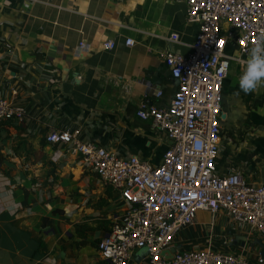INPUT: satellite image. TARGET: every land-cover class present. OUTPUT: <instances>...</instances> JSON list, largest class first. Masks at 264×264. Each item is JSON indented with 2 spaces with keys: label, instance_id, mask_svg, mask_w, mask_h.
<instances>
[{
  "label": "crops",
  "instance_id": "obj_1",
  "mask_svg": "<svg viewBox=\"0 0 264 264\" xmlns=\"http://www.w3.org/2000/svg\"><path fill=\"white\" fill-rule=\"evenodd\" d=\"M196 35L185 4L172 0H0V97L26 112L22 123L0 124V264H102L98 244L125 206L81 156L46 137L80 131L117 157L158 166L169 141L137 112L145 100L170 105L178 81L164 56L188 57ZM235 66L224 85L218 164L264 185V86L236 94L244 67ZM175 246L264 261V238L223 212H198ZM145 258L137 251L130 264Z\"/></svg>",
  "mask_w": 264,
  "mask_h": 264
},
{
  "label": "built area",
  "instance_id": "obj_2",
  "mask_svg": "<svg viewBox=\"0 0 264 264\" xmlns=\"http://www.w3.org/2000/svg\"><path fill=\"white\" fill-rule=\"evenodd\" d=\"M172 1L185 4L187 21L197 26V35L188 57L172 52L164 56L178 81L170 105L145 100L137 112L168 139L162 162L152 166L136 157H117L82 139L80 131L51 130L46 141L81 156L120 195L125 211L97 247L102 264H130L141 250L146 252L144 264H264L261 258L253 262L211 248L183 252L175 246L200 211L223 212L231 223L264 238V185L247 183L237 171L224 173L218 164L224 85L232 66L244 67L248 49L264 40V0ZM171 38L177 42L176 35ZM133 44L126 42L128 47ZM103 46L107 51L115 47L112 41ZM25 117L22 107L0 97V124L22 123Z\"/></svg>",
  "mask_w": 264,
  "mask_h": 264
},
{
  "label": "clouds",
  "instance_id": "obj_3",
  "mask_svg": "<svg viewBox=\"0 0 264 264\" xmlns=\"http://www.w3.org/2000/svg\"><path fill=\"white\" fill-rule=\"evenodd\" d=\"M244 68L239 76L237 85L238 92L248 95L264 86V40H258L257 43L248 49L247 58L242 61Z\"/></svg>",
  "mask_w": 264,
  "mask_h": 264
},
{
  "label": "rangeland",
  "instance_id": "obj_4",
  "mask_svg": "<svg viewBox=\"0 0 264 264\" xmlns=\"http://www.w3.org/2000/svg\"><path fill=\"white\" fill-rule=\"evenodd\" d=\"M233 68H234V69L237 68V67L235 66V64L232 66V70H233ZM231 73H232V72H231ZM106 189H107L106 187H104V188L102 189L103 197H105V198L107 197V195H106V193H105V192H106ZM113 198H114V197L112 196L111 201H113V202L110 203L109 205L105 206V207H106V210L109 211V212H107L108 214H111V213H112L111 211L113 210V209L110 210V207H109V206H116V204L114 203ZM97 200H98V199H97ZM100 201H101V199H100ZM94 203H95V200L92 199L88 205H90V206L93 207V206H95ZM96 203H99V202H96ZM103 217H104V216H103ZM106 217H107V216H106Z\"/></svg>",
  "mask_w": 264,
  "mask_h": 264
}]
</instances>
